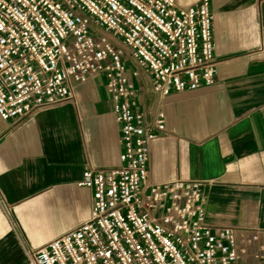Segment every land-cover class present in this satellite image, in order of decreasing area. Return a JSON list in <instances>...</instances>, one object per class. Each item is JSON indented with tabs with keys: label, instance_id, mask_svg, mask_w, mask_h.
Returning a JSON list of instances; mask_svg holds the SVG:
<instances>
[{
	"label": "built area",
	"instance_id": "obj_1",
	"mask_svg": "<svg viewBox=\"0 0 264 264\" xmlns=\"http://www.w3.org/2000/svg\"><path fill=\"white\" fill-rule=\"evenodd\" d=\"M210 0H0V118L74 99L102 76L119 125V165L86 168L89 218L27 253V264H264V228L240 239L205 219L200 183L150 180L163 100L214 85ZM149 77L153 105L136 83Z\"/></svg>",
	"mask_w": 264,
	"mask_h": 264
},
{
	"label": "crops",
	"instance_id": "obj_2",
	"mask_svg": "<svg viewBox=\"0 0 264 264\" xmlns=\"http://www.w3.org/2000/svg\"><path fill=\"white\" fill-rule=\"evenodd\" d=\"M210 9L214 85L163 100L167 133L150 143L149 174L155 183H200L207 223L236 227L240 240L264 228V0H210ZM104 84L97 76L72 101L0 118V264H27L29 251L89 218L90 190L76 184L82 171L120 163ZM136 86L150 108L149 77Z\"/></svg>",
	"mask_w": 264,
	"mask_h": 264
}]
</instances>
